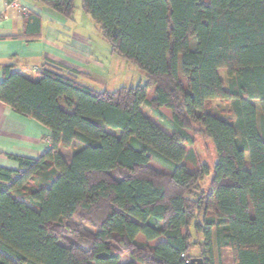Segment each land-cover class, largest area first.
I'll return each instance as SVG.
<instances>
[{
    "label": "trees",
    "instance_id": "trees-1",
    "mask_svg": "<svg viewBox=\"0 0 264 264\" xmlns=\"http://www.w3.org/2000/svg\"><path fill=\"white\" fill-rule=\"evenodd\" d=\"M34 1L65 18L76 8ZM82 8L146 81L100 92L71 73L3 67L0 101L48 128L51 146L0 169V264H190L193 246L204 264H222L223 249L233 264H264V0ZM215 100L232 116L210 110ZM198 133L217 154L207 193L199 181L211 170L185 165Z\"/></svg>",
    "mask_w": 264,
    "mask_h": 264
},
{
    "label": "crops",
    "instance_id": "crops-1",
    "mask_svg": "<svg viewBox=\"0 0 264 264\" xmlns=\"http://www.w3.org/2000/svg\"><path fill=\"white\" fill-rule=\"evenodd\" d=\"M9 2L0 0V82L3 67L11 65L15 72L32 79L38 78L40 70L49 68L71 73L89 88L102 86L107 76L102 61L107 56L111 58L113 51L110 45L90 43L93 31L80 28L79 15V19L73 18V14L65 18L34 0L20 1L28 11L22 7L8 8ZM88 23L92 25L89 20ZM152 95L150 90L149 96ZM160 111L171 118L166 108ZM50 135L51 131L44 125L0 101V169L18 171L19 164L12 157L38 159L50 148ZM60 152L69 163L72 152L65 148H60ZM228 250L223 249L220 254L226 252L232 257ZM192 256L201 258L200 250Z\"/></svg>",
    "mask_w": 264,
    "mask_h": 264
},
{
    "label": "rangeland",
    "instance_id": "rangeland-1",
    "mask_svg": "<svg viewBox=\"0 0 264 264\" xmlns=\"http://www.w3.org/2000/svg\"><path fill=\"white\" fill-rule=\"evenodd\" d=\"M75 11L73 13V18L76 17L79 19V26L82 29L85 30H91L93 31L91 36L90 43L92 45L96 44L98 45L100 42L103 43V45H108L109 43L104 40V38L101 36V32L97 26V24L92 20L88 14H86L82 8V0H75ZM79 15V16H78ZM82 17V18H81ZM87 19V20H85ZM88 20L92 25L88 23ZM118 60V61H115ZM103 66L106 67V80L102 84V86L94 85L95 90L97 91H114L120 87L123 86H137V85H144L146 81V74L141 69H139L135 64L131 63L125 58L120 57L118 54L112 55L110 58L109 56L106 57V61H102ZM220 76L225 81V84L227 86V75L226 71L224 69L220 70ZM256 105L257 102H254ZM210 110H216L218 112H222L225 110L224 115L230 117L231 114V106L229 102L223 101V100H215L211 103ZM147 112V111H146ZM223 113V112H222ZM258 113L260 116V111L258 108ZM258 116V118H259ZM193 149L195 151L196 160L195 162H186L185 165L189 169L190 172H196L200 173L202 172V169L206 166L211 170V173L207 176H202L199 181V192L207 193L210 188L211 183V177L213 175L212 168L213 165L217 159V154L214 148V145L210 139H208L205 135L198 133L195 136V144L193 146ZM68 151H71L68 149ZM72 152V151H71ZM153 167H155L158 170H163L160 166L153 164ZM195 236L193 237L192 241H195ZM139 242H145L144 238L142 236H139L138 238ZM151 245L155 244V242L149 243ZM229 251V250H228ZM199 252L198 246H193L190 253L192 255H195ZM222 258L223 264H233V259L228 255L226 252H223V254L220 255ZM130 262L131 260L124 256L121 259V263Z\"/></svg>",
    "mask_w": 264,
    "mask_h": 264
},
{
    "label": "built area",
    "instance_id": "built-area-1",
    "mask_svg": "<svg viewBox=\"0 0 264 264\" xmlns=\"http://www.w3.org/2000/svg\"><path fill=\"white\" fill-rule=\"evenodd\" d=\"M20 1L21 0H10L9 4H8V8H19V7H22L20 4ZM24 11H28V8L23 6L22 7Z\"/></svg>",
    "mask_w": 264,
    "mask_h": 264
},
{
    "label": "water",
    "instance_id": "water-1",
    "mask_svg": "<svg viewBox=\"0 0 264 264\" xmlns=\"http://www.w3.org/2000/svg\"><path fill=\"white\" fill-rule=\"evenodd\" d=\"M190 264H204L201 258H193L191 259Z\"/></svg>",
    "mask_w": 264,
    "mask_h": 264
}]
</instances>
